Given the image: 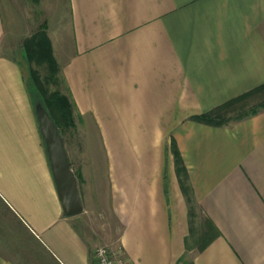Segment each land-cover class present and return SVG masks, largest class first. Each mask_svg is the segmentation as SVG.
Returning a JSON list of instances; mask_svg holds the SVG:
<instances>
[{
	"label": "crops",
	"instance_id": "1",
	"mask_svg": "<svg viewBox=\"0 0 264 264\" xmlns=\"http://www.w3.org/2000/svg\"><path fill=\"white\" fill-rule=\"evenodd\" d=\"M66 1L69 40L49 38L103 154L108 244L127 264H264V109L192 119L264 83V0ZM5 38L0 7V264H95L101 233L63 213Z\"/></svg>",
	"mask_w": 264,
	"mask_h": 264
},
{
	"label": "rangeland",
	"instance_id": "2",
	"mask_svg": "<svg viewBox=\"0 0 264 264\" xmlns=\"http://www.w3.org/2000/svg\"><path fill=\"white\" fill-rule=\"evenodd\" d=\"M0 7L6 30V38L2 52L13 55L20 60L23 72L26 75L25 77L28 79V76L30 77L29 65H27L22 57L21 42L25 37L32 35L42 28H45L48 37L50 35L55 41V49L61 42L68 41L67 1L38 0L35 2L33 0H0ZM52 51L54 55L53 45ZM55 60L59 65L56 57ZM31 68L38 72L46 92L59 89L62 93H65V85L60 71V83L55 85L46 81V70L42 65L39 66L31 63ZM29 80L31 100L35 108L37 103L42 105L41 97L39 92L36 91L31 77ZM256 100L257 97H254L249 102L252 104ZM73 118L74 122L78 124L77 129L64 127V130L62 129L60 134L63 137L72 170L76 177L80 172L82 174V176H78L77 178V185L82 198L83 209H86V212L81 215L79 226L85 232H91L98 228L101 233V239L98 245L108 244L116 239L118 224L114 218L106 214L105 210H100L98 190L104 187L106 170L103 154L97 146L94 131L81 130L82 128L79 126V124L90 122V120L86 117L77 120L75 116ZM87 140L89 143H87Z\"/></svg>",
	"mask_w": 264,
	"mask_h": 264
},
{
	"label": "trees",
	"instance_id": "3",
	"mask_svg": "<svg viewBox=\"0 0 264 264\" xmlns=\"http://www.w3.org/2000/svg\"><path fill=\"white\" fill-rule=\"evenodd\" d=\"M33 1L37 2L38 0ZM21 49L22 57L29 65V75L32 83L40 94L42 105L57 125L59 132L61 133L64 127H74L73 106L69 97L59 89L46 92L38 72L31 68V63L42 65L46 70V81L55 85L60 83L59 65L53 55L51 41L45 28L39 29L32 35L25 37L21 42ZM30 77L28 76V79L25 77L29 88ZM254 97H257V100L251 104L249 100ZM262 109H264V83L230 98L206 112L193 116L192 119L214 126H221L230 121L241 120L254 115ZM173 152L177 162L180 164V157L176 148H173Z\"/></svg>",
	"mask_w": 264,
	"mask_h": 264
},
{
	"label": "water",
	"instance_id": "4",
	"mask_svg": "<svg viewBox=\"0 0 264 264\" xmlns=\"http://www.w3.org/2000/svg\"><path fill=\"white\" fill-rule=\"evenodd\" d=\"M35 113L63 213L67 216L78 214L83 211L84 207L77 185V177L71 168L63 137L40 103L36 104Z\"/></svg>",
	"mask_w": 264,
	"mask_h": 264
},
{
	"label": "built area",
	"instance_id": "5",
	"mask_svg": "<svg viewBox=\"0 0 264 264\" xmlns=\"http://www.w3.org/2000/svg\"><path fill=\"white\" fill-rule=\"evenodd\" d=\"M92 256L95 264H127L122 251L109 244L97 245Z\"/></svg>",
	"mask_w": 264,
	"mask_h": 264
}]
</instances>
